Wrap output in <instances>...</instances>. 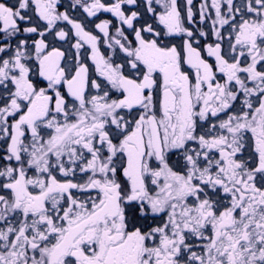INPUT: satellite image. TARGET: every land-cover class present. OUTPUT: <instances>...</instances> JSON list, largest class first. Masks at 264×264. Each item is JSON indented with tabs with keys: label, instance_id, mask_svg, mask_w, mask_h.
<instances>
[{
	"label": "snow or ice",
	"instance_id": "obj_1",
	"mask_svg": "<svg viewBox=\"0 0 264 264\" xmlns=\"http://www.w3.org/2000/svg\"><path fill=\"white\" fill-rule=\"evenodd\" d=\"M0 264H264V0H0Z\"/></svg>",
	"mask_w": 264,
	"mask_h": 264
}]
</instances>
